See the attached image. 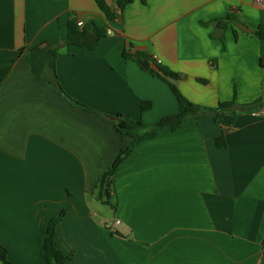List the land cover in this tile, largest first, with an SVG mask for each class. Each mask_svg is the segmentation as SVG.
I'll return each instance as SVG.
<instances>
[{
  "label": "crops",
  "instance_id": "crops-1",
  "mask_svg": "<svg viewBox=\"0 0 264 264\" xmlns=\"http://www.w3.org/2000/svg\"><path fill=\"white\" fill-rule=\"evenodd\" d=\"M234 9L254 32L264 28L255 0H136L113 24L95 0H0V63L24 50L0 87V243L12 264H47V227L63 211L56 246L68 264H264V108L226 117L224 128L187 121L140 143L114 174L110 204L97 199L131 142L98 113L153 124L179 112L168 84L124 59V49L181 75L192 103L232 101L235 84L240 104L264 96V41L230 26L223 50L214 27L202 25ZM71 14L109 27L93 51L58 52L62 88L98 113L69 104L25 61L34 47L67 37ZM145 101L152 108L142 113ZM104 208L117 227L106 226Z\"/></svg>",
  "mask_w": 264,
  "mask_h": 264
},
{
  "label": "trees",
  "instance_id": "trees-1",
  "mask_svg": "<svg viewBox=\"0 0 264 264\" xmlns=\"http://www.w3.org/2000/svg\"><path fill=\"white\" fill-rule=\"evenodd\" d=\"M136 0H116V8H111L107 0H95L97 7L104 14L109 24L121 21L123 12L125 9L132 5ZM142 4L146 5L147 0H141ZM79 18L76 14H71L68 23V34L65 39H54L52 41L44 42L33 49H31L25 56V61L30 66L32 73L40 80L48 82L56 91H58L65 100L74 107L82 108L87 111L98 113L97 111L89 108L85 104L75 100L69 96L62 88L57 72L58 52L59 49L66 45L67 47H80L87 48L88 50H95L98 47L100 40L108 37L109 27L101 26L96 22H90L84 24L82 27L78 25ZM238 23H243L237 9L231 10L225 17L214 19L210 22L203 23L205 27L213 26L214 31L211 35L213 39L219 40L223 44V50L225 47V32L231 26L235 34L240 31L236 28ZM89 33L96 34L98 40L94 43H84L82 39ZM252 35L264 41V28L260 26ZM131 47V46H130ZM24 50L20 51V54L16 58H10L3 60L0 63V87L4 81L10 75L17 59L23 55ZM123 57L126 60H133L137 63L145 61L148 64L151 63L149 69H146L152 76L162 80L170 87L172 93L176 97L179 106V112L175 115L167 116L160 121L153 124H146L140 119L126 118L122 114L115 116H109L98 113L104 117L110 118L115 123L116 131L123 138H130L131 142L118 156L114 164L107 170L102 177L98 186L97 199L104 204H110L111 197V185L113 178L118 167L134 152L135 148L142 142L153 140L158 137L161 132L171 131L176 132L182 128L183 124L187 121H199L201 119H212L216 124L225 127L224 119L226 117H232L235 120L238 115L246 113L252 107L258 109L264 108V96L258 100L249 104H240L237 97V88L235 84V94L232 101L219 102L215 107H206L192 103L178 87V83L181 80V75L175 73L157 63V61L143 52L130 53L127 49H124ZM260 65L264 68V58L260 59ZM201 84H208V81L198 79ZM152 108V102L145 101L141 104V112L146 113ZM227 131L223 130L220 137L216 139V146L219 149L227 147L226 141ZM110 178V184L108 186V193L104 195L105 183ZM66 211H63L58 216L52 218L48 224L46 231V239L44 243V256L47 264H68L70 261L69 256L60 251L56 246V230L58 224L65 218ZM0 262L3 264H12L8 259V251L4 245L0 243Z\"/></svg>",
  "mask_w": 264,
  "mask_h": 264
},
{
  "label": "water",
  "instance_id": "water-1",
  "mask_svg": "<svg viewBox=\"0 0 264 264\" xmlns=\"http://www.w3.org/2000/svg\"><path fill=\"white\" fill-rule=\"evenodd\" d=\"M236 27L241 30L242 32H245V33H253L254 30L249 28L248 26H246L245 24H242V23H238L236 25ZM98 40V36L96 34H93V33H89L88 35H86L83 39H82V42L84 43H94ZM140 65L144 68V69H149V64L145 61H141L140 62ZM110 184V178L107 179L106 183H105V189H104V195L106 196L107 193H108V186Z\"/></svg>",
  "mask_w": 264,
  "mask_h": 264
},
{
  "label": "built area",
  "instance_id": "built-area-1",
  "mask_svg": "<svg viewBox=\"0 0 264 264\" xmlns=\"http://www.w3.org/2000/svg\"><path fill=\"white\" fill-rule=\"evenodd\" d=\"M255 2H256L257 4H264V0H255ZM78 25H79L80 27H82V26L84 25V23H83L82 21H79V22H78ZM155 60H156V59H155ZM156 61H157V63L161 64L159 60H156ZM255 115L260 116L258 113L255 114ZM107 224H108V225H107L108 228L112 229V228L117 227V226L120 224V220H115L114 222H110V221H108Z\"/></svg>",
  "mask_w": 264,
  "mask_h": 264
},
{
  "label": "rangeland",
  "instance_id": "rangeland-1",
  "mask_svg": "<svg viewBox=\"0 0 264 264\" xmlns=\"http://www.w3.org/2000/svg\"><path fill=\"white\" fill-rule=\"evenodd\" d=\"M103 208V207H102ZM104 210L108 213V214H110L109 216H110V219L108 220V221H110V222H114V218H113V214L111 213V211H110V208L109 209H107V208H104ZM110 212V213H109ZM108 224L106 223V226H107Z\"/></svg>",
  "mask_w": 264,
  "mask_h": 264
}]
</instances>
